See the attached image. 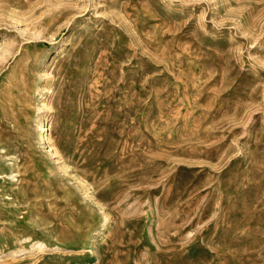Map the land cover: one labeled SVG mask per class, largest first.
Returning a JSON list of instances; mask_svg holds the SVG:
<instances>
[{
  "label": "rangeland",
  "instance_id": "obj_1",
  "mask_svg": "<svg viewBox=\"0 0 264 264\" xmlns=\"http://www.w3.org/2000/svg\"><path fill=\"white\" fill-rule=\"evenodd\" d=\"M0 264H264V0H0Z\"/></svg>",
  "mask_w": 264,
  "mask_h": 264
},
{
  "label": "bare ground",
  "instance_id": "obj_2",
  "mask_svg": "<svg viewBox=\"0 0 264 264\" xmlns=\"http://www.w3.org/2000/svg\"><path fill=\"white\" fill-rule=\"evenodd\" d=\"M49 139L47 134L42 135V141H47Z\"/></svg>",
  "mask_w": 264,
  "mask_h": 264
}]
</instances>
